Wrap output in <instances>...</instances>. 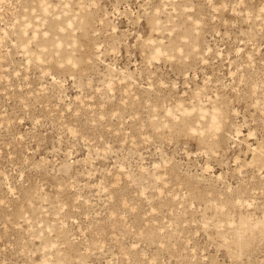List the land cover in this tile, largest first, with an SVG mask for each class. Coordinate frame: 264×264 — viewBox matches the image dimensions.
<instances>
[{"label": "rangeland", "instance_id": "rangeland-1", "mask_svg": "<svg viewBox=\"0 0 264 264\" xmlns=\"http://www.w3.org/2000/svg\"><path fill=\"white\" fill-rule=\"evenodd\" d=\"M0 264H264V0H0Z\"/></svg>", "mask_w": 264, "mask_h": 264}]
</instances>
